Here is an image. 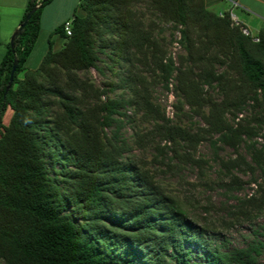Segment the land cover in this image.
<instances>
[{"label": "trees", "instance_id": "1", "mask_svg": "<svg viewBox=\"0 0 264 264\" xmlns=\"http://www.w3.org/2000/svg\"><path fill=\"white\" fill-rule=\"evenodd\" d=\"M51 1L29 0L21 24L40 7L0 63V260L200 264L194 260L196 245L207 264H258L264 241L224 251L177 196L142 170L123 130L133 123L130 110L153 120L150 130L135 131V142L143 146L146 138L158 139L159 162L172 175L186 166L204 175L211 161L198 150L208 142L218 178L219 164L229 178L226 192L243 189L241 175L251 176L258 187L237 198L228 227L258 216L264 210V184L254 178L258 171L264 177L259 141L264 139V29L254 41L230 12L220 15L207 0H80L69 19L72 35L66 34V21L59 25L55 33L63 46L54 50L50 38L39 67L28 69L43 9ZM139 3L179 33L184 53L176 58L148 53L156 46L150 37L143 39L147 50L140 48L143 61L152 58L163 87L173 91L175 118L153 102L148 77L137 72L139 18L132 6ZM106 33L110 37L101 44L112 45V59L124 66L125 75L99 88L79 72L97 67L96 38ZM119 88L125 92L111 97ZM224 147L235 156L220 157Z\"/></svg>", "mask_w": 264, "mask_h": 264}, {"label": "rangeland", "instance_id": "2", "mask_svg": "<svg viewBox=\"0 0 264 264\" xmlns=\"http://www.w3.org/2000/svg\"><path fill=\"white\" fill-rule=\"evenodd\" d=\"M73 2L75 4L76 1L72 0L70 3L73 5ZM79 3L80 0L74 6L75 9L78 7ZM56 5L57 0L48 3L44 7L45 15L50 9H54ZM132 8L136 13V17L139 18L136 23V39L138 46L136 50L138 54L134 56L135 65L138 68L137 72L144 73V75L148 77L153 102L165 110L168 116L175 118L174 103H176V97L172 90L168 91L163 87L157 72L154 70V65L151 64L152 58H147V62L143 61L140 48L144 51L147 50L148 47L143 39H149L150 37L152 39L151 41L153 43L155 42L156 46H150V48H148V53L153 54L154 52L157 56L160 54H166L167 56L172 55L176 58L180 53H184L177 42L179 33L172 22L161 19L158 14L147 9L145 4H134ZM210 8L217 13L221 9L219 6H210ZM64 16L65 14L63 12L62 18H64ZM70 17H72V15L67 18ZM43 25L40 36L27 60L26 66L28 69H36L39 67L49 50L50 38L54 42V50H59L63 46L62 38L59 34L55 33L57 27H51V25L47 27L46 22ZM109 37L110 34L106 33L103 38H96L95 47L99 57L97 60V67L91 68L88 72H79L82 78H88L99 88L106 87V83L109 81L117 83L120 81L121 76L125 75L124 66L112 59V45L102 46L101 44L103 39ZM149 64H151V67ZM219 69L221 70V68ZM170 87L173 89V86ZM124 92L125 90L119 88L111 92L110 96L118 97ZM11 114L12 111L10 110L5 118L6 123L9 122ZM128 116L132 118L131 120H133V123L125 126L123 134L132 146L130 155L139 163L143 171H146L149 176L160 182L169 193L178 197L194 221L207 227L211 231L209 238H211L214 243L224 244L223 250L227 251L246 247L253 241H264V210L251 220L241 219L238 222L236 221V224L230 228L227 224L228 221H233L232 216L229 214V210L238 202L237 198H245L256 193L258 187L251 181V176L241 175V178L245 181V185L241 191H234L232 193L226 192L224 185L229 181V178L224 176L222 170L220 173V164L218 178V165L213 161L214 151L208 142H203L198 150V156L211 161V167L204 172V175H201L197 168L190 166H186L180 173L178 172V174L172 175L166 170V167L159 162L161 157H159L158 154L159 150L156 149V145L160 143L158 139L150 140L146 138L147 140L143 142V146L135 142V131L138 128L143 131L150 130L154 121L142 117L139 118L140 116H134L132 110L128 112ZM195 120L201 122L198 117L195 118ZM259 141L260 144L264 145V139L260 138ZM164 144L165 142H162L160 145L162 146ZM242 152L245 153V150L242 149ZM219 156L227 159L235 155L231 148L224 147L219 151ZM254 178L257 179L259 183L264 184V177L260 171L256 173ZM193 250L194 260L200 264H207L203 257L204 253L200 251L196 245ZM0 264L5 263L0 260ZM258 264H264V253L259 257Z\"/></svg>", "mask_w": 264, "mask_h": 264}, {"label": "crops", "instance_id": "3", "mask_svg": "<svg viewBox=\"0 0 264 264\" xmlns=\"http://www.w3.org/2000/svg\"><path fill=\"white\" fill-rule=\"evenodd\" d=\"M53 1V0H52ZM51 1V2H52ZM57 0L54 9L45 15L44 9L41 18V27L46 22L47 27H58L69 20L74 14V6L79 0ZM29 0H0V63L2 62L14 33L22 25V20ZM210 6H219V14L230 12L235 15L241 24L248 26L254 34L264 29V0H207ZM54 10V11H53ZM63 12L65 14L62 18Z\"/></svg>", "mask_w": 264, "mask_h": 264}, {"label": "built area", "instance_id": "4", "mask_svg": "<svg viewBox=\"0 0 264 264\" xmlns=\"http://www.w3.org/2000/svg\"><path fill=\"white\" fill-rule=\"evenodd\" d=\"M231 18H232L233 23L235 25H239L241 27V29L245 35L255 36V34L252 32V30L248 26L241 24V22L238 20V18L235 15H233L232 13H231ZM65 31H66L67 35H69V36L72 35V20H67L65 22ZM254 41H259V38L257 36H255Z\"/></svg>", "mask_w": 264, "mask_h": 264}, {"label": "water", "instance_id": "5", "mask_svg": "<svg viewBox=\"0 0 264 264\" xmlns=\"http://www.w3.org/2000/svg\"><path fill=\"white\" fill-rule=\"evenodd\" d=\"M40 7V5L36 6L35 8H33L31 10V12L29 13V15L27 16V21L33 16V14L37 11V9ZM26 21V22H27ZM22 24L18 30L14 33V35L12 36V39H11V46L14 47L15 45V40L16 38L21 34V32L23 31L24 27H25V24ZM17 65H18V60L16 59L15 62H14V66H13V70H12V73H11V78H10V83H9V86L7 88V91L11 88L12 86V83H13V80H14V74H15V71H16V68H17Z\"/></svg>", "mask_w": 264, "mask_h": 264}]
</instances>
